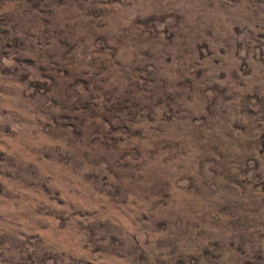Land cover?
Here are the masks:
<instances>
[{"label": "rangeland", "instance_id": "rangeland-1", "mask_svg": "<svg viewBox=\"0 0 264 264\" xmlns=\"http://www.w3.org/2000/svg\"><path fill=\"white\" fill-rule=\"evenodd\" d=\"M0 264H264V0H0Z\"/></svg>", "mask_w": 264, "mask_h": 264}]
</instances>
